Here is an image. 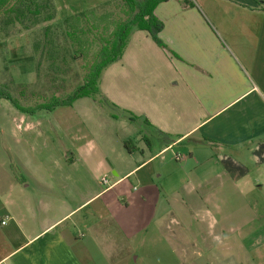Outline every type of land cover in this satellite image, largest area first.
<instances>
[{"label": "crops", "instance_id": "obj_1", "mask_svg": "<svg viewBox=\"0 0 264 264\" xmlns=\"http://www.w3.org/2000/svg\"><path fill=\"white\" fill-rule=\"evenodd\" d=\"M153 15L163 46L133 29L100 101L0 99V264H264V0Z\"/></svg>", "mask_w": 264, "mask_h": 264}, {"label": "rangeland", "instance_id": "obj_2", "mask_svg": "<svg viewBox=\"0 0 264 264\" xmlns=\"http://www.w3.org/2000/svg\"><path fill=\"white\" fill-rule=\"evenodd\" d=\"M51 2L38 14L39 18L53 14L52 21L36 25L34 18L37 17L29 15L20 24L0 29V86L21 105L35 106L53 97L69 96L100 60V50L111 39L115 26L128 15L127 7L120 0ZM87 9H92V13L83 12ZM75 17L79 18L78 22ZM98 94L94 98L100 101ZM101 103L106 112L118 118L124 115ZM98 118L103 117L89 119L87 125L105 126Z\"/></svg>", "mask_w": 264, "mask_h": 264}, {"label": "trees", "instance_id": "obj_3", "mask_svg": "<svg viewBox=\"0 0 264 264\" xmlns=\"http://www.w3.org/2000/svg\"><path fill=\"white\" fill-rule=\"evenodd\" d=\"M127 7V18L122 23L115 26L111 33V39L106 41L102 46L98 57L100 60L95 64L85 76L83 83L78 86L69 96L63 99L53 97L47 103L36 104L35 106L22 107L7 92L5 87L0 86V99L9 101L18 111L25 114H33L36 111H52L56 107H67L82 98L94 97L98 94L97 81L101 72L111 63L117 61L125 47V41L133 29L147 33L153 42L162 47V43L158 38L162 30V24L153 15L154 8L167 0H120ZM51 0H0V29H7L15 24H20L27 19L29 15L34 18L36 25L50 22L54 19L53 14H46L39 18V10L46 9L51 5ZM92 13V10L86 12ZM83 16V14H81ZM86 15V14H84ZM76 22L79 18L75 17ZM111 110V105L106 104ZM122 118L133 122L134 118L130 114L123 113ZM112 118H115L112 115ZM168 137V136H167ZM172 138H166V143H171ZM127 151H131L129 142L124 143Z\"/></svg>", "mask_w": 264, "mask_h": 264}, {"label": "built area", "instance_id": "obj_4", "mask_svg": "<svg viewBox=\"0 0 264 264\" xmlns=\"http://www.w3.org/2000/svg\"><path fill=\"white\" fill-rule=\"evenodd\" d=\"M102 181H103V182H105V180H104V179H103ZM2 224H4V223H2Z\"/></svg>", "mask_w": 264, "mask_h": 264}]
</instances>
